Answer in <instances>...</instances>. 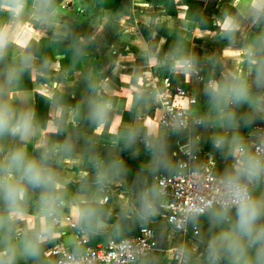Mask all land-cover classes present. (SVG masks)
<instances>
[{
    "label": "crops",
    "instance_id": "obj_1",
    "mask_svg": "<svg viewBox=\"0 0 264 264\" xmlns=\"http://www.w3.org/2000/svg\"><path fill=\"white\" fill-rule=\"evenodd\" d=\"M57 1L22 0L17 15L16 0H0L9 37L0 104L13 112L0 134V178L10 173L24 189L16 206L0 191V264H51L59 241L78 249L71 222L86 229L89 246L134 226L166 231L163 252L136 264H172L176 246L190 264H264V184L235 168L243 149L264 142V0H192V17L187 0ZM216 11L220 30L201 29L198 17ZM69 49L81 58L72 72L62 67ZM240 87L246 95L238 100ZM167 100L200 122L163 126ZM24 116L29 126L13 132ZM185 148L212 153L216 174L250 186L258 216L248 233L237 210L216 207L193 219V236L149 208L162 199L155 176L174 172ZM18 150L51 179L37 186L9 167Z\"/></svg>",
    "mask_w": 264,
    "mask_h": 264
},
{
    "label": "built area",
    "instance_id": "obj_2",
    "mask_svg": "<svg viewBox=\"0 0 264 264\" xmlns=\"http://www.w3.org/2000/svg\"><path fill=\"white\" fill-rule=\"evenodd\" d=\"M178 94L185 91L177 89ZM200 120L190 116L188 110L167 100L161 124L170 129H187ZM243 157L235 168L238 172L247 167L250 160L259 162L260 169L255 174L264 184V142H259L249 149H243ZM215 156L206 150L185 148L176 160V169L171 173L157 174L158 192L162 199L150 203L149 208L165 213L168 227L176 232L198 236L200 225L193 222L208 215L214 208L221 207L237 210L236 196L243 197L250 205L252 193L250 186L237 176H225L215 173ZM70 226L76 231L78 249L62 241L50 249L51 264H136L156 254L158 249V229L153 225H142L134 235L111 236L106 242L89 246L86 229L76 222ZM172 264H190V254L183 247L170 249Z\"/></svg>",
    "mask_w": 264,
    "mask_h": 264
},
{
    "label": "clouds",
    "instance_id": "obj_3",
    "mask_svg": "<svg viewBox=\"0 0 264 264\" xmlns=\"http://www.w3.org/2000/svg\"><path fill=\"white\" fill-rule=\"evenodd\" d=\"M16 14L18 15L23 4L22 0H16ZM9 41V37L7 31L4 29H0V55L3 54L7 44ZM20 43V41H17ZM246 95V89L240 87L235 90L236 99H242ZM13 119V112L9 106L6 104H0V134H3L11 124ZM30 117L24 116L17 123L15 127L11 130L13 132H19L22 129H26L29 126ZM15 166L17 168H22L24 173V178L27 181L34 185H41L48 182L51 177L46 174L45 170L38 165L35 161H27L25 163V156L22 151H16L11 155L10 165L9 167ZM260 169V165L258 161L250 160L247 163V167L243 170L247 171L250 175L256 174ZM0 191L4 193L5 199L13 206H16L18 203V199L22 198L24 189L16 182L11 179V175L7 177L0 178ZM238 204V217H239V226L242 232L248 233L251 230V226L254 224L257 216L258 210L256 207H250L241 196L235 197ZM16 214V213H14ZM0 223H3L2 219H0ZM225 239H229L225 237ZM231 243L234 245L236 243L235 240H232Z\"/></svg>",
    "mask_w": 264,
    "mask_h": 264
},
{
    "label": "trees",
    "instance_id": "obj_4",
    "mask_svg": "<svg viewBox=\"0 0 264 264\" xmlns=\"http://www.w3.org/2000/svg\"><path fill=\"white\" fill-rule=\"evenodd\" d=\"M59 1H61V0H58L57 2H59ZM151 1L157 3V2H164L165 0H151ZM187 3L189 6L188 12H187V17H192L191 11L196 10L199 3L192 1V0H187ZM51 7H52V4H51ZM221 19H222L221 14L216 11L214 13V15L207 14L200 19L198 17L197 20L199 21L200 28L203 30H220L219 21ZM72 61H75V62H72ZM62 67L63 68H69V71L72 72L74 67H81V58L79 56H77L72 49H69V51H67L66 58L62 60ZM96 172H97V167H96V165H94L93 169L90 171V173L88 175V178L90 180H93ZM81 206L84 209V204H82ZM139 228L140 227L134 226V228L132 229V232L128 236L134 235L135 233H137ZM117 237L120 238V236H117Z\"/></svg>",
    "mask_w": 264,
    "mask_h": 264
},
{
    "label": "water",
    "instance_id": "obj_5",
    "mask_svg": "<svg viewBox=\"0 0 264 264\" xmlns=\"http://www.w3.org/2000/svg\"><path fill=\"white\" fill-rule=\"evenodd\" d=\"M157 237H158V249L156 253L161 254L163 250L166 248V241H167L166 231H158ZM67 245L70 246L71 243H68Z\"/></svg>",
    "mask_w": 264,
    "mask_h": 264
}]
</instances>
